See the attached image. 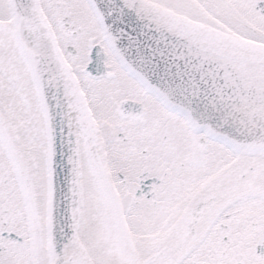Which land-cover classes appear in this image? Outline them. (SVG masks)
I'll use <instances>...</instances> for the list:
<instances>
[{"label": "snow or ice", "instance_id": "6c2138e0", "mask_svg": "<svg viewBox=\"0 0 264 264\" xmlns=\"http://www.w3.org/2000/svg\"><path fill=\"white\" fill-rule=\"evenodd\" d=\"M0 264H264V0H0Z\"/></svg>", "mask_w": 264, "mask_h": 264}]
</instances>
